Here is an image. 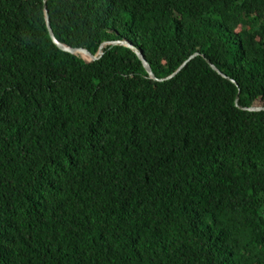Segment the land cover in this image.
<instances>
[{"label": "trees", "instance_id": "16d2710c", "mask_svg": "<svg viewBox=\"0 0 264 264\" xmlns=\"http://www.w3.org/2000/svg\"><path fill=\"white\" fill-rule=\"evenodd\" d=\"M257 108L264 0H0V264H264Z\"/></svg>", "mask_w": 264, "mask_h": 264}, {"label": "water", "instance_id": "95a60500", "mask_svg": "<svg viewBox=\"0 0 264 264\" xmlns=\"http://www.w3.org/2000/svg\"><path fill=\"white\" fill-rule=\"evenodd\" d=\"M46 1H47V0H46ZM45 9H46V11H47V17H48L49 28H50V31H51L52 37H53V39H54V42H55V43L58 45V47L61 48L63 51H65V52H69V53H71V55H75V56H81L80 54H84V55H86L87 57H89V58L91 59V61H88V60H86L84 57L81 56V57H82L87 63H89V64H95V63L101 61V60L104 58V56H105L104 48H106V47H113V48H115V47H124V48H128V49L132 50V51H133V52L139 57V59H140V60L142 61V63L144 64V67H145L146 71L148 72V74L150 75V77H151L152 80L163 83V82H166V81H169V80L173 79V78L176 76V75H175L173 78H171V79H169V80H162V81H159V80L156 78V76H155V74H154V72H153V70H152V68H151V66H150V64H149V62H148V60L146 59V56H145L144 52L141 51L139 48H137V47H136L133 43H131L130 41H123V42H116V43L109 44V45L105 46V47L102 49V51L100 52V54H99L98 56H94L93 54H91L89 51H86V50H76V49H72V47H69V46H67V45H65V44H63V43H61L60 41H58V39H57L56 36H55L54 30H53V28H52V25H51L50 12H48L47 6H46ZM199 56H200V55L197 54V55L191 57V58L189 59V61H188L187 63H185V65L181 68V70L179 71V73H181L182 70L185 69L189 63H191L195 58H197V57H199ZM209 64L211 65V67H212L215 71L219 72L218 69H217V68H216L211 62H209ZM179 73H178V74H179ZM219 73H220L221 75H223L221 72H219ZM224 77H226V76H224ZM238 101H239V98H238ZM263 110H264V108L252 109V111H257V112H261V111H263Z\"/></svg>", "mask_w": 264, "mask_h": 264}, {"label": "bare ground", "instance_id": "6f19581e", "mask_svg": "<svg viewBox=\"0 0 264 264\" xmlns=\"http://www.w3.org/2000/svg\"><path fill=\"white\" fill-rule=\"evenodd\" d=\"M82 57H84L86 60H88V61H91V59L89 58V57H87L86 55H84V54H80Z\"/></svg>", "mask_w": 264, "mask_h": 264}]
</instances>
